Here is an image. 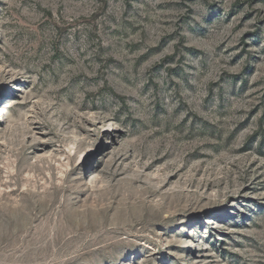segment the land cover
<instances>
[{
	"label": "rangeland",
	"instance_id": "374dc122",
	"mask_svg": "<svg viewBox=\"0 0 264 264\" xmlns=\"http://www.w3.org/2000/svg\"><path fill=\"white\" fill-rule=\"evenodd\" d=\"M0 264H264V0H0Z\"/></svg>",
	"mask_w": 264,
	"mask_h": 264
},
{
	"label": "bare ground",
	"instance_id": "6f19581e",
	"mask_svg": "<svg viewBox=\"0 0 264 264\" xmlns=\"http://www.w3.org/2000/svg\"><path fill=\"white\" fill-rule=\"evenodd\" d=\"M117 175V174H116Z\"/></svg>",
	"mask_w": 264,
	"mask_h": 264
}]
</instances>
